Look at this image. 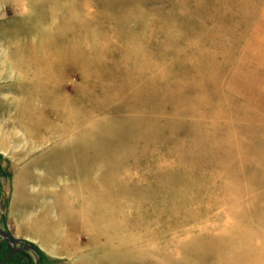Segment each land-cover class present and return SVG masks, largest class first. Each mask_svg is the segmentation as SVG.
<instances>
[{
	"label": "rangeland",
	"instance_id": "1",
	"mask_svg": "<svg viewBox=\"0 0 264 264\" xmlns=\"http://www.w3.org/2000/svg\"><path fill=\"white\" fill-rule=\"evenodd\" d=\"M25 1L0 0V65L30 64L0 66V264H264L263 54L239 59L264 0Z\"/></svg>",
	"mask_w": 264,
	"mask_h": 264
},
{
	"label": "bare ground",
	"instance_id": "2",
	"mask_svg": "<svg viewBox=\"0 0 264 264\" xmlns=\"http://www.w3.org/2000/svg\"><path fill=\"white\" fill-rule=\"evenodd\" d=\"M14 3L16 5H22L24 8H26L28 6L27 5L28 2H26L25 0H20V1L14 0ZM68 30L69 29L68 28L66 29V27H62L61 29H57V33H59L57 36H60L61 34L67 35L68 36L67 38L70 39L72 42V40H75L77 38V34L73 33V34L68 35V33H71V31H68ZM263 31H264V5L261 9V12L258 15V21L254 22L252 29L248 33L249 36H247L248 38H247L246 43H245L246 52L240 54V56H239L240 57L239 59L242 60L243 63H245V66H248V65L255 66L254 63H252L253 62L252 58H257L258 56H260L262 54L263 55L260 56V60H261V62H263L262 64L264 65V60L262 59V57L264 56V36H261V35H263V34H261ZM47 48H48V45L46 42H44L38 49L35 48L33 53L29 52L28 55H30L31 61H32V59H34V56L35 57L36 56L43 57L42 59H45L47 61L49 59L48 55L49 56L51 55V52H48ZM7 50H9V48ZM26 51H27L26 48H23V47L13 48L11 50V52L9 51L7 54H5L4 61H2L3 64H1L0 66L6 67V68L9 67V68L13 69L12 72L14 71L15 74L18 73L19 78H21V79L25 78L26 79L27 68L30 66V64L26 60V56H27ZM255 63H257V62H255ZM257 65H258V67H264L263 65H261L260 62L257 63ZM29 81H32V80H29ZM19 114H20L19 117L21 120H23L26 117V114L24 116V113L23 114L19 113ZM44 121L45 120L39 118L38 122H36V124L38 123L37 125L33 123L34 125L32 124L33 125L32 127H31V125L29 126L30 129L33 128L32 130H26L23 126L21 128L23 130H25V132L29 133L27 135V137H28V136L36 133V131L46 129V128H44L45 127ZM13 123L16 124L15 122H13ZM45 123H46V121H45ZM67 124H71L70 121L67 122ZM10 125H12L11 122H10ZM16 125L12 127L13 128L12 131L4 133V136H3L4 138L2 139V141H0V152L5 150L7 145H8L9 141L6 138L9 139L10 137H14V140L18 139L16 137V135L18 133L14 130ZM46 125H47V123H46ZM18 127H20V126H18ZM59 129H61V130L59 131ZM59 129L57 128L58 131H56V132L51 131V134L53 135V137H57V138L61 137V140H62L65 136V133H66V127H64L62 125V128H59ZM43 132L48 133L47 137H45L46 143H47V141L49 142V138H50L49 132L46 130H44ZM16 140H15V144L18 143L17 142L18 140L17 141ZM35 141H37V140H35ZM31 144H33V142ZM37 144L38 143H35L34 145H37ZM25 145L26 144H24L23 146L25 147ZM27 147L29 148L30 146H27ZM42 229H44V227H41V229H39V230L41 232H43ZM254 251H256L255 248L252 249L251 253H255Z\"/></svg>",
	"mask_w": 264,
	"mask_h": 264
},
{
	"label": "water",
	"instance_id": "3",
	"mask_svg": "<svg viewBox=\"0 0 264 264\" xmlns=\"http://www.w3.org/2000/svg\"><path fill=\"white\" fill-rule=\"evenodd\" d=\"M0 236L3 238V239H6L10 242H19L18 240H16L14 237L10 236L9 234L3 232L0 230ZM17 249L16 248H13L12 252L16 251Z\"/></svg>",
	"mask_w": 264,
	"mask_h": 264
}]
</instances>
